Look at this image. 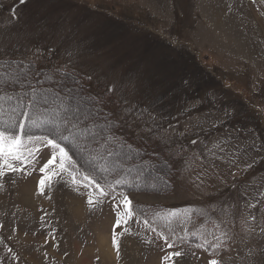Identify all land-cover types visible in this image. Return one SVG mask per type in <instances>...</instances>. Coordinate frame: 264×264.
Segmentation results:
<instances>
[{
  "label": "rangeland",
  "instance_id": "374dc122",
  "mask_svg": "<svg viewBox=\"0 0 264 264\" xmlns=\"http://www.w3.org/2000/svg\"><path fill=\"white\" fill-rule=\"evenodd\" d=\"M0 57L94 73L93 92L112 84L184 157L147 139L171 188L112 200L76 164L42 173L58 150L21 136L18 170L0 161V264H264V0H0Z\"/></svg>",
  "mask_w": 264,
  "mask_h": 264
},
{
  "label": "snow or ice",
  "instance_id": "6c2138e0",
  "mask_svg": "<svg viewBox=\"0 0 264 264\" xmlns=\"http://www.w3.org/2000/svg\"><path fill=\"white\" fill-rule=\"evenodd\" d=\"M19 2L25 3L26 0ZM13 18H16L15 14ZM4 67L6 70L0 72V77H6L4 84L0 86V110L4 102L8 101L24 109L21 115L29 120L33 118V113L41 111L48 117L50 127L47 129L45 140L52 149L58 150L59 155L53 152L50 158L45 160L39 169L42 173L55 168L53 175H57L69 171V168L75 169L77 162L72 161L68 151L60 143L67 141L73 150L81 154L84 163L90 165V170L85 169L87 174L83 176L86 181L85 188H94L100 191L102 197L116 200V196L107 189H111L113 183H123L126 176L131 175L133 171L138 174L145 171L147 166V161L143 160L147 153L133 148V145L128 143L124 134L125 128L130 129L140 141L146 142L147 139L155 138L154 143L169 150L178 161L184 158L183 145L175 146L177 141L162 129L155 116L139 105L124 102L121 106L113 99L116 89L112 84L106 85L103 92H93L91 84L96 79L94 73L75 74L61 71L59 68L38 69L33 67L32 62L27 65L14 62ZM183 83L187 88L193 87V81L190 79L184 80ZM44 84H47V87H44ZM14 85L16 88L26 85L27 90L18 95H9L8 90ZM112 105L116 107L113 108ZM24 127V123H18L11 131L0 130V161L3 167L12 171L18 169L13 168L7 158L21 159L17 148L21 143L19 131ZM48 136L52 138L48 139ZM28 139L32 140L33 137L28 136ZM220 151L223 152V148ZM29 155L33 153L30 152ZM66 162L68 168L65 167ZM69 174L71 175V172ZM46 179H51V176ZM39 183L43 189L46 180L42 179ZM121 196L122 207L128 208L131 201L127 195ZM88 203L92 204L93 200L89 198ZM117 206L121 207L120 201H117ZM125 216L131 217L132 212H126ZM123 219L124 217L117 215V228L121 226ZM174 255L179 256L181 253L175 252ZM210 264H218V261L213 259Z\"/></svg>",
  "mask_w": 264,
  "mask_h": 264
},
{
  "label": "trees",
  "instance_id": "16d2710c",
  "mask_svg": "<svg viewBox=\"0 0 264 264\" xmlns=\"http://www.w3.org/2000/svg\"><path fill=\"white\" fill-rule=\"evenodd\" d=\"M14 62L15 64L23 63L25 65H27L28 62H32L34 68H59L61 71H69L70 73L79 74L73 69L70 70L62 67L40 66L32 60L24 61L22 59L14 58H0V72L6 70L4 67L5 65H12ZM5 79L6 77H0V86L4 84ZM43 86L47 87V84H44ZM25 90H27L26 85L23 88H16V86L14 85L12 89L8 90V94L18 95L20 92ZM3 107L5 108V110H0V130L9 129V131H11L12 128L15 127L18 123H24L25 127L22 131H19V134L24 136L47 135V129L50 127V125L47 122L48 117L42 111L40 113H33V118L29 120L27 119V117L21 115L24 109H22L18 104L5 101ZM25 133L27 135H25ZM48 137L50 139L52 138L50 136ZM127 140L128 143L133 145V148L139 149L147 153V155L143 156V160L147 161V166L145 171L140 172L139 174L133 171L131 175L126 176V179L123 183L119 185L113 183L112 187L124 191H150L157 193H162L166 191L168 192V190L172 186L171 176L173 174V169L171 163L161 153L153 150V148H151L149 145H146L144 141H140L137 138L128 137ZM60 143L61 146H64L66 151H68L70 157L74 160V162H77L76 164L81 170H83L84 172L85 169L90 170V165L84 163V160L81 158V154L73 150L67 141H61ZM155 169L157 171H155ZM97 178L99 177L97 176Z\"/></svg>",
  "mask_w": 264,
  "mask_h": 264
},
{
  "label": "bare ground",
  "instance_id": "6f19581e",
  "mask_svg": "<svg viewBox=\"0 0 264 264\" xmlns=\"http://www.w3.org/2000/svg\"><path fill=\"white\" fill-rule=\"evenodd\" d=\"M104 241H105V239H104V237H102L101 239L99 238L98 239V245H97V247H100V248H102V249H99V251H100V253L102 254V255H105V257L107 258V255H109V251L107 252V248H108V244H105L104 243ZM110 248V247H109ZM106 252V253H105Z\"/></svg>",
  "mask_w": 264,
  "mask_h": 264
}]
</instances>
